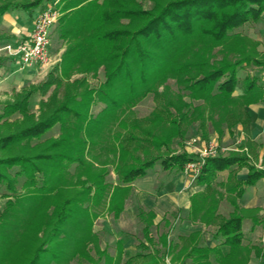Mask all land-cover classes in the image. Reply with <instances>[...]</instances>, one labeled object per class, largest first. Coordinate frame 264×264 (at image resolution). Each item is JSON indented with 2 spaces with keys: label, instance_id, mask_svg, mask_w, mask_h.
<instances>
[{
  "label": "trees",
  "instance_id": "1",
  "mask_svg": "<svg viewBox=\"0 0 264 264\" xmlns=\"http://www.w3.org/2000/svg\"><path fill=\"white\" fill-rule=\"evenodd\" d=\"M55 1L57 0H0V16L7 11L17 9L32 13L30 11L33 9L38 7L42 9ZM88 1L85 3V1L79 0L76 3L67 0L69 2L67 9L70 8L73 11L61 12L60 10L59 34L67 39L73 34L78 37L77 42L67 48L63 61L71 60L73 56L80 55L89 47L103 46L100 57L92 59L87 64V70L97 71L100 66H103L105 79L98 87L89 88L87 92L69 97L45 118L19 127L16 125L14 130L11 129L12 125L8 121L0 123V185H5L9 191H14L19 183L21 185L23 183L26 187L29 183L33 185L34 182L36 183L37 177H41L42 182L36 184V189L45 191L51 179L57 178V168H62L67 163L85 164L81 155L84 156L88 144L92 146L96 144L95 141H90V138L99 135L105 128L101 117L110 115L116 110H125L134 106L145 97L146 93L154 91L152 84L158 77L165 76V74L167 78L175 79L178 90L176 97L180 102L173 104L170 98H167L163 104L166 107H163L160 114L156 115L157 117L162 116L159 118V122L167 120L174 127L171 132L168 131L161 137L149 133L153 136L149 139L151 146L161 150V153L155 156H152L149 148L144 152L145 157H141L139 154L136 155L134 150L131 151L123 147L119 157L123 159L126 166L123 176H119L118 190H122L123 185L121 184H131L134 180L146 176L148 170L157 162H160L164 169H173L178 174L184 170L189 161L196 159L195 155L184 149V131H182L181 125L191 118L197 109L203 108V104L206 103L213 107V111L210 110L207 115L200 112L196 117L202 135L206 138L209 137L206 128L209 120L212 121L216 130L223 129L220 132L222 134L220 136L223 137L226 128L232 131L240 123L245 128L247 125L250 126L247 106L259 102L264 103V90L260 78L255 75H247L240 79L238 75L239 70L244 69L248 63L264 67V61L259 60V56L250 53L247 49L249 46L244 47L242 44L243 49L239 51L238 57L232 58L223 54L220 58L211 59L213 50L222 45L226 39L244 38L245 35L243 36L236 29L250 21H260L263 18L264 0H167L160 4L155 2L150 7H130L124 4L120 8H112L111 6H114L112 2L105 1L104 5L100 0ZM59 2L60 0L57 1V9H59ZM92 2L94 3L93 9L96 8V10L87 11ZM83 11L86 12V16L81 17V24L85 23L89 16L98 19L97 22L93 21L96 25L92 28L88 26L85 34H81L82 30L80 26H77L79 14ZM122 18L128 19V23L122 27L106 28L101 24L102 21H115ZM201 36L208 38L211 42L210 46L213 48L204 53L200 49H193L189 54L192 56L190 60L185 58L176 68H172L167 55L172 43L180 44L188 38ZM257 47L255 51L260 54ZM48 82L49 80L46 79L38 88L36 85H30L28 90L22 88L16 95L19 98H15L18 101H9L3 104L0 121L17 113L28 117L30 98L34 91L43 94V88ZM239 86L242 90L241 93L238 92ZM165 87L164 92L159 95H165L163 93L167 92L168 86ZM186 96L189 101L182 100ZM97 100L104 103L105 106L97 114H92V106ZM198 101L201 102L193 106ZM182 104L186 106L185 110L181 108ZM215 113L218 115L213 116ZM153 115L155 116L154 111L150 113V116ZM57 124L60 131L67 134L53 140V143H50L43 151L36 154L34 152L26 153L33 146L31 144L33 138L42 139L44 134ZM136 125L138 130V123ZM142 132L144 134L145 129H142ZM129 138L131 143L144 141V138H139L136 133L130 135ZM173 138L182 146L181 151L176 152L170 147ZM246 144H248L247 138L242 145L246 146ZM64 146L72 149L54 151ZM137 146L141 147L138 143ZM15 150L19 152L14 153ZM247 153L244 150L241 152L235 150L230 151L227 155L206 158L200 174L194 181V185H203L206 189L193 196L192 208L188 212L187 218L188 220L215 224L216 230L212 235L214 244H206L201 236V231L192 232L184 237L186 242L181 249H184L181 264H246L241 258L246 251L250 252L254 247L257 249L255 253L264 257V252L257 245L245 243L241 227V221L245 216L246 218L251 216L254 223H263L264 225L263 218L258 216V209L249 213V211L245 212L240 208L237 211L235 208L227 217V215L218 212L220 202L219 198L216 199L218 193L215 190L209 191L218 177V172L225 169L231 170L230 182L227 180L225 183L221 182L220 185L224 186L228 193L235 192L236 199L242 194L245 186L256 183L261 176H264V170L255 164L248 163ZM128 154L127 160H129L127 161L125 156ZM242 166L249 168L248 178L244 181L236 179V168ZM108 173L109 171L98 174L86 182L85 186L90 191L92 189L100 191L103 185L102 179H105V175ZM231 179H235V181L231 182ZM119 186L121 187L119 188ZM218 195L222 197V193ZM113 202L114 200L111 201V203ZM69 204H71L70 200L61 207L59 223L64 221L62 218L67 217V213L70 211ZM251 212L255 214L252 215ZM139 213L144 222L145 237L153 238L151 233L155 223L151 217L154 214H150L151 217L148 214L145 219L143 212L139 211ZM57 230L56 226L51 229L35 248L31 257L26 255L23 262L16 264H43L45 256L52 253L56 262L62 261L66 255L70 257L76 253L83 254L82 245L91 238L90 232L82 233L85 236L79 239L76 237L75 246L70 250L62 248L56 252L46 243L56 235ZM13 234L1 233V237H5V244L8 245L0 247V264H12L9 263L11 259L9 257L12 246H15L16 243L13 242ZM167 234L166 232L162 238L167 249L165 254H169L170 245L173 243H165L168 240ZM126 237L125 239L119 238L117 241L118 258L103 250L101 251L103 259L98 257L95 259V264H101L103 260L102 264H119L122 259L123 245L126 240L130 239V235L126 234ZM3 250L7 251L1 252ZM157 252L156 250V252L149 251L139 254L142 259L136 264H165V258L162 256L158 258ZM134 257L135 255L128 257L124 264H134Z\"/></svg>",
  "mask_w": 264,
  "mask_h": 264
},
{
  "label": "rangeland",
  "instance_id": "2",
  "mask_svg": "<svg viewBox=\"0 0 264 264\" xmlns=\"http://www.w3.org/2000/svg\"><path fill=\"white\" fill-rule=\"evenodd\" d=\"M71 1L77 3L79 0ZM83 1H85V3L89 2L88 0ZM105 1L107 3L112 2V4H114V6H111L112 8H120V6L124 4H127L130 7H150L155 2L160 4L167 0H100L103 4ZM137 1H139L140 4L137 3ZM44 2L47 3V1ZM93 5L94 3L92 2L90 7L87 8V11L96 10V8L93 9ZM58 7V10H61V12H66V10L69 12L73 11V9H67L69 7V2H67V0H60ZM39 10L40 7L30 11L32 13L20 10L26 12L27 16L24 13L20 14L16 12V14H10L6 12V15L4 14L5 17L0 20V37L6 36L9 39L17 37L14 33V29L20 28L19 17L22 18L21 20H24L23 17H26L29 20V17L37 15ZM85 14L86 12H81L79 14V19L77 20V26H80L82 30L81 34L87 32L86 30H88V26L92 28V26L96 25L95 22L98 20L97 17L93 18L92 16H89L85 23L81 24V17L86 16ZM102 22L103 23L101 24L105 25L106 28H117L126 25L128 19L122 18L115 21ZM59 25L60 22L58 20L52 28L50 35V53L54 61L53 64L47 68L41 67L42 73L37 74L27 82L25 81L21 86H19L20 84L18 82L15 87H11L8 90L0 87V113L2 112V106L5 102L18 101V99L15 98H19L16 97V95L22 88L28 90L30 85H36L38 88L47 79L49 82L45 84L43 94L34 91L29 102L30 110L28 117H24L23 114L17 113L7 119H2L0 121L1 124L8 121L12 125L10 126L11 129L14 130L16 129V125L19 127L29 122L31 123L45 118L49 116L55 107L60 106L67 101L69 97L87 92L89 88L98 87L105 79L103 66H100L97 71L87 70V64L92 59L100 57L103 46L89 47L88 50L83 51L80 55L76 54V56H73L71 60L63 61L67 48L70 45L75 44L78 37H76L75 34L71 35L68 39L62 37L59 34ZM236 31L243 36L245 35L244 38L226 39L223 41L222 45L217 46L213 50L211 59L220 58L223 54L232 58L238 57L239 51L243 49L244 45V47L249 46L247 49L250 53L259 56V60L264 61V15L260 21H250L244 26L236 29ZM1 39L3 38H0V45L7 42L1 41ZM210 45V40L203 36L188 38V40L180 44L176 42L172 43L167 54L171 67L176 68L180 62L185 60V58L190 60L192 57L189 55L191 50L197 48L204 53L213 48ZM256 47L260 54L255 51ZM215 54L217 57L214 56ZM5 59L7 58H0V65L3 66L2 69H0L1 76L12 75V77L16 79L20 77L22 72H25L28 67H30L22 65L19 62H15L16 64L13 67L6 62L2 64ZM238 75L240 79H243L247 75H255L260 78L259 80L262 85L264 83V67L254 63H248L244 69L239 70ZM165 86H168L167 92L163 93L165 94L164 96L159 95L164 92V89L166 88ZM152 90L154 91L146 93L145 97L134 106L128 107L125 110L119 109L110 115L101 117V122L104 124L105 128L102 133L90 138V141H95L96 144L94 146L88 144L84 156L81 155L85 164L79 165L77 163H67L64 167L57 168L58 176L57 178L51 179L47 184V190L39 191L36 189V184L42 182L41 177H37L38 182H34L33 185L32 183H29L27 187L23 185V183L22 185L19 183L14 191H9L5 188V185H0V247L3 245L6 247V245H8L5 244V237H1V233L3 232L6 235L14 233L13 242H16V247L12 246L9 263H21L24 261L26 255L31 257L35 248L42 242V240H44L45 235L55 226L58 229L57 233L46 243V245L51 246L56 252L60 251L62 248L70 250L75 246L76 239L85 236L82 233L86 231L87 233L90 232L89 234L91 238L86 241V244L82 245V248H84L83 254L76 253L73 256L70 255V257H67L68 255H66V257H63L64 259H62V261L56 262L52 253L45 256V259L42 262L43 264H95V259L102 257L103 254L101 251L103 250L111 256L118 258L119 249L117 247V241L119 238H127L125 233H129L133 236L126 242L125 248L128 250V253L126 254L127 257L135 255L134 264L142 259L139 254H145L149 251L156 252V250L158 251V255L156 256L158 258L160 256L164 257L165 264H181L183 262L182 253L184 249H181L184 247L186 240L184 238L185 236L180 235L188 234L190 228H184L185 222L183 219H179L175 226L173 223H168L170 219L172 220L174 212L177 213V216H182V212L174 209L172 205L163 206L162 210H157V213L153 211L149 206L150 199L143 194V191H141L143 193L140 194V187L137 190V185L135 183L136 180L131 184H121L123 187L119 186V188L121 187L122 190L117 189V182H120L119 176H123V170L126 166L123 159H120L119 157L120 151H122L123 147L131 151L134 150L135 154H139L141 157H145L144 152L149 148L152 152V156H155L156 154L161 153V150H157L151 146L149 139L153 136L150 134H155L156 137H161L166 132H171L174 127L170 121L166 120L159 122V118L162 116L160 115V117H157V115L160 114L163 107H166L163 106V104L167 98H170L173 104H178L180 102L176 97L178 90L175 84V79L172 77L167 78L166 74L165 76L158 77L156 82L152 84ZM241 91V87L239 86L238 92L240 93ZM182 100L189 101L188 96L183 97ZM200 102L201 101L195 102L193 106ZM104 106V103L97 100L92 106V114H97L102 108H104ZM181 106V108L185 110L186 106L183 104ZM210 110L213 111V107L205 103L203 104V108L197 109L196 113L192 115L191 118H188L182 123L181 129L184 131V149L187 147L200 155L202 151L218 155L221 150L229 153L230 151L237 150L241 152L244 150L245 152H250V154L254 156L255 153L260 151V147L264 144V124L259 123L257 120L259 118L264 121V107H260L256 110L249 105L247 111L250 115V126L247 125V128H245L244 125L240 123L239 126L241 127V131L238 133L239 137L237 136L238 142H236L235 138L219 142L218 139H220V135H222L220 132L223 129L216 130L211 120L208 121V125L206 126L210 141L209 137H203L202 130L199 128V121L196 120V117L200 112L201 114L205 113V115H207L210 113ZM152 111L155 112V116H150ZM181 113L182 111L180 114ZM217 115L218 114L215 113L213 116ZM136 123H138V130L136 129ZM238 127H234V130L232 131H229L228 128H226L225 131L234 134L238 130ZM142 129H145L144 134ZM197 130H199L198 136L195 134V131ZM135 133L139 138H144V141H134L131 143L132 141L129 140V136L134 135ZM65 134L67 133H62L57 124L45 133L42 139L33 138L31 140L33 146H31V150H27L26 153L32 154L34 152L36 154L39 151H43L50 143H53V140ZM250 134L251 137L254 138L258 136L260 141H258V143L255 141L249 142ZM246 138L248 144L243 146L242 143L246 142ZM202 140L205 141L203 146L200 145ZM137 143L141 147L137 146ZM170 147L176 152L182 150V146L179 145L174 138L171 139ZM70 148L71 147L66 148L64 146L63 148H58L54 151L58 152L59 150H68ZM16 152L19 151L15 150L14 153ZM128 156L129 154L125 156L126 160ZM254 160L256 161L257 158L254 157ZM261 169L264 170V168ZM107 171H109V173L105 175V179H102L103 185L100 191H94L93 189L90 191V189L85 186L86 182H89V180H92L98 174ZM174 175L177 174L173 169H164L162 164L157 162L148 170L146 176H148L149 179H147V181H145L146 183L142 186L145 187L148 192H152L157 189L158 185L161 183L165 185ZM89 176L93 177L90 178ZM151 178H153V181H148ZM227 180L230 182V176ZM232 180L235 181V179H231V182H233ZM221 182L222 181L218 180L217 177L214 183L218 185ZM244 190L242 191V194H247V197H243V200L246 198L250 199L251 197H257L259 204L263 205L264 176H261L256 183L247 185ZM68 200L71 202V204H69L70 211L67 213V217L62 218L64 221L59 223L58 218L61 207ZM112 200H114L113 203H111ZM241 203L243 204V202ZM232 207V211L235 208L239 211L238 208H240L245 212L249 211V213L250 211L257 209L258 212L260 210L258 206L247 208L244 207V204L240 205L239 203L236 207ZM226 210H228V208L224 207L223 211L227 212ZM139 211L143 212V218L145 219L148 214H154L152 217L150 215L153 221H155V226L152 227L151 233L153 238L148 239L145 237L143 231L144 222L140 218ZM251 214L254 215L255 213L253 214L251 212ZM228 216L229 214L227 217ZM162 217L163 219H161ZM160 219L161 221L158 222ZM252 219L251 216H248V218L245 216L241 221L245 243L255 244L264 252V225L263 223H254ZM194 225L195 229L197 226L202 228L205 231V236H210V238L216 230L215 224H207L198 221ZM166 232L169 233L167 234L168 240H166L165 243L168 242L169 244L170 242H173L172 245H170L171 249L169 254H165V250L167 249L163 243L164 239H162ZM172 246L174 247L172 248ZM256 250L257 249L254 247L252 251H246L241 260L244 259L243 261L246 262V264H264V257L258 256L259 254L255 253ZM5 251L7 250L1 252ZM123 252H121L122 256L124 254ZM236 253L233 254L236 255ZM66 259L67 261L65 262ZM103 262L104 260L101 261V264Z\"/></svg>",
  "mask_w": 264,
  "mask_h": 264
},
{
  "label": "crops",
  "instance_id": "3",
  "mask_svg": "<svg viewBox=\"0 0 264 264\" xmlns=\"http://www.w3.org/2000/svg\"><path fill=\"white\" fill-rule=\"evenodd\" d=\"M40 10L38 11V14H39ZM7 12L10 14H14V13L16 14V12L20 13V14L24 13L27 16L26 12L20 11L18 9L17 10H10ZM4 14L2 16H0V20L3 17H5L6 14L5 15ZM37 15H35V16L32 15V17H29V20L26 17H23L24 20H21L22 18L19 17L20 28L14 29V33H15V35H17V37L9 39L6 36H1L3 38V39H1V41H10V42L18 43L20 41L28 40L30 38L31 32L33 30L34 22H35ZM4 62L8 63L10 66L13 67L16 64L15 62H17V61H15L13 59H5V61H3L2 64ZM0 64H1V61H0ZM0 67H1L0 69H2L3 66L0 65ZM41 71H42L41 67H39V66H30V67H28V69L25 72H22L20 74V77H18L16 79L14 77H12V75H10V76H6V75L1 76L0 75V87L1 88L3 87V89L8 90L11 87H15L16 83H18V82L20 84L19 86H21L25 81L27 82L30 79L34 78V76H36L37 74L42 73ZM250 106L253 107L254 109L258 110L260 107H264V103L263 102L254 103V104H251ZM248 107L249 106H247V109H248ZM257 121L259 123L264 124V121L259 119V118ZM250 130H251V128H250ZM239 131H241L240 126L238 127V130L234 134H231L230 132L227 131V132H225L223 137L218 139V141L221 142V141H226L229 139L231 140V139L235 138L236 142H238L237 136L239 137V135H238ZM198 133H199L198 130L195 131V134L197 136L199 135ZM242 134H244V133H242ZM249 137H250L249 142L255 141L258 143V141H260L258 136L254 138V137H251V134H250ZM209 141H210V137H209ZM204 143H205V141L202 140L200 145L203 146ZM185 150L190 154H193L195 156H199V154L196 153L194 150H190L187 147ZM228 153L229 152H223V150H221L218 155H211V156L227 155ZM247 154L249 157L248 163L255 164L259 168H264V144H262V147H260V151L258 153H255L254 156L251 155L250 152H248ZM254 157L257 158L256 161L254 160ZM230 172H231L230 169H225L223 171H219L218 172V180H221L222 182L225 183L227 181L229 175H230ZM248 173H249L248 166H242L239 168L237 167L236 168V179L240 180V181H244L247 179ZM147 179H149V177L144 176V177L136 179L135 183L137 185V190L139 187L141 188V190L139 188L140 194H142L144 192L143 194L148 199H150V201H149L150 208L157 213V210H160V209L162 210L163 206L172 205L174 207V209H177V211L182 212V216H177V213L174 212L172 220L170 219L169 221L168 220H166V221H168V223L169 222L173 223L175 226L176 223L179 221V219H183V221L185 222L184 228H186V229L190 228V231L188 234H183L180 236L186 237L189 234H191L192 232L199 230V231H201L203 241L208 245H213V242H212V235L213 234L211 235V238H210V236L206 237L205 231L202 228H199V226H197L196 229L194 228V226H195L194 224H196L198 221L188 220V218H187L188 212L192 208L193 196L197 193L203 192L206 189V187L203 185H194L195 179H194L192 173L186 172L185 169L182 172L178 173L177 175H174L171 179H169L167 181V183L165 185H163L162 183L160 185H158L157 189H155L152 192H150V191L148 192L145 189V187L142 186L146 183L145 181H147ZM152 179L153 178H151L148 181H153ZM245 188H246V186L244 187V189ZM213 190H215L218 194L222 193V197H220L218 194H216L217 195L216 199L217 198L220 199L219 200L220 201L219 206H218V212L219 213H221L223 215H228L230 212H232V208H233L232 206H234L235 203H237V204L239 203L240 205L244 204V207H247V208L253 207V206H258L260 209L258 212V216L262 217L264 220V203H263V205H260L258 200H257V197L256 198L251 197L250 199L246 198L245 200H243V197L244 198L247 197V194H242L239 197H237V199H236V193L235 192L228 193L224 186H221L220 184L217 185L215 183H213L212 188H210L209 191L211 192ZM141 191H143V192H141ZM207 191H208V189H207ZM241 202H243V204ZM224 207L228 208V210H226L227 212L223 211ZM161 219H163V217ZM161 219L158 220V222H160ZM154 223H155V221H154ZM156 223H157V221H156ZM126 234L130 235L129 233H126ZM132 237L133 236L130 235V239ZM130 239H128V240H130ZM128 240H126L124 245H123V247H124L123 253L124 254H123L122 259L120 260L119 264H124L128 260V257L126 256V254L128 253L127 252L128 250L125 248V244Z\"/></svg>",
  "mask_w": 264,
  "mask_h": 264
},
{
  "label": "built area",
  "instance_id": "4",
  "mask_svg": "<svg viewBox=\"0 0 264 264\" xmlns=\"http://www.w3.org/2000/svg\"><path fill=\"white\" fill-rule=\"evenodd\" d=\"M58 1V0H57ZM57 1L49 3L37 15L30 38L18 43L7 41L0 45V58L13 59L22 65L47 68L53 64L50 53L51 30L61 15L57 9ZM264 89V83H263ZM215 153L202 151L196 159L189 161L185 171L192 173L194 179L200 174L207 157Z\"/></svg>",
  "mask_w": 264,
  "mask_h": 264
}]
</instances>
